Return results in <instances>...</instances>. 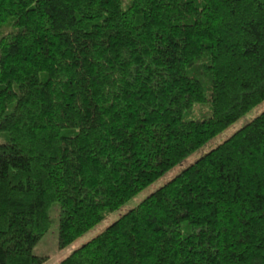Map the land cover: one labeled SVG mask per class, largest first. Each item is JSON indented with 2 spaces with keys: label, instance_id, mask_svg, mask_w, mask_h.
Wrapping results in <instances>:
<instances>
[{
  "label": "trees",
  "instance_id": "1",
  "mask_svg": "<svg viewBox=\"0 0 264 264\" xmlns=\"http://www.w3.org/2000/svg\"><path fill=\"white\" fill-rule=\"evenodd\" d=\"M2 26L0 264L44 261L51 204L63 248L264 100V0H0ZM55 264H264V110Z\"/></svg>",
  "mask_w": 264,
  "mask_h": 264
},
{
  "label": "rangeland",
  "instance_id": "2",
  "mask_svg": "<svg viewBox=\"0 0 264 264\" xmlns=\"http://www.w3.org/2000/svg\"><path fill=\"white\" fill-rule=\"evenodd\" d=\"M7 26L0 27L1 32L8 31ZM262 110H264V100L259 102L253 108H251L248 112H246L242 117L238 118L231 124L227 125L222 131L214 135L212 138L207 140L203 145L199 148L192 151L189 155L180 160L173 167L168 169L165 173H163L160 177H158L151 184L147 185L140 191H138L135 195L126 200L123 204H121L118 208L111 211H104V215L101 220H99L95 225L87 229L81 235L73 239L70 243H68L63 248L57 247V219H58V208L57 204H51L49 208V225L47 230L39 237L37 242L31 248V253L36 256L45 257L44 261L41 264H55L60 259L67 256L72 250L79 247L82 243L86 242L100 231H102L108 224L122 215L128 209L134 207L142 198L152 192L154 189L162 185L166 180L174 176L181 169L192 163L196 158L200 155L204 154L215 145L222 142L225 138L231 135L234 131L244 125L246 122L250 121L253 117L259 114ZM201 110L196 109L194 107L191 111L187 113L189 118L199 117Z\"/></svg>",
  "mask_w": 264,
  "mask_h": 264
}]
</instances>
